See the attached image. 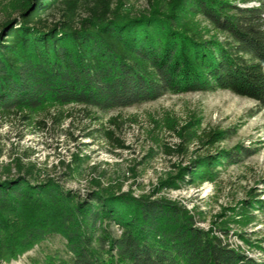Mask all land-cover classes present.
<instances>
[{"label":"trees","instance_id":"trees-1","mask_svg":"<svg viewBox=\"0 0 264 264\" xmlns=\"http://www.w3.org/2000/svg\"><path fill=\"white\" fill-rule=\"evenodd\" d=\"M8 1L0 20L2 117L50 103L106 111L168 92L230 91L264 106V0H163L139 14L117 0ZM182 130L185 142L212 147L228 132ZM254 153L214 149L191 158L182 174L211 179L224 163ZM38 177L21 168L0 177V264L51 235L65 239L71 256L32 264H258L170 200L109 190L83 197Z\"/></svg>","mask_w":264,"mask_h":264},{"label":"rangeland","instance_id":"rangeland-1","mask_svg":"<svg viewBox=\"0 0 264 264\" xmlns=\"http://www.w3.org/2000/svg\"><path fill=\"white\" fill-rule=\"evenodd\" d=\"M118 1L133 14L149 12L152 2L163 6V0ZM8 5V0H0V20ZM190 19L209 24L201 17ZM22 112L0 116V177L21 168L30 179L52 177L83 197L109 190L164 198L186 208L198 227L264 264V106L257 101L223 90L168 92L153 101L106 111L50 103ZM25 112L29 117L23 119ZM189 126L202 136L228 132L214 147L189 144L181 136ZM214 149L255 153L238 163H224L211 179L183 176L191 158ZM71 169L75 173L66 175ZM109 230L119 233L114 225ZM48 255L71 256L62 236L51 235L3 264H32Z\"/></svg>","mask_w":264,"mask_h":264}]
</instances>
